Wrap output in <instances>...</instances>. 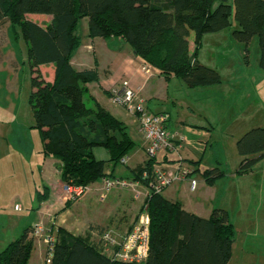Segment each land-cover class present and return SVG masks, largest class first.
Masks as SVG:
<instances>
[{
	"label": "trees",
	"instance_id": "trees-1",
	"mask_svg": "<svg viewBox=\"0 0 264 264\" xmlns=\"http://www.w3.org/2000/svg\"><path fill=\"white\" fill-rule=\"evenodd\" d=\"M28 14L47 15L52 20L42 27L27 20ZM83 19L89 20L90 39L123 41L159 77H177L189 89L222 83L216 69L198 60L205 35L231 30L232 38L245 46L246 64L249 47L257 39L259 68L264 71V0H233V5L230 0H0V25L8 20L13 41H23L27 47L34 90L31 105L41 153L60 162V178L66 185L88 186L105 176L116 177L106 173L107 164L122 165L136 147L122 121L95 101L92 108L85 102L87 85L98 81V74L94 69L77 71L71 63L81 45L78 29ZM191 34L196 45L193 54ZM46 65L54 66L53 83L41 79L39 68ZM98 148L108 152V161L96 158ZM237 149L242 158L238 175H246L264 159V128L245 133ZM157 164L156 158L149 159L128 179L147 185ZM193 164L199 168L198 162ZM202 175L212 185L226 173L216 168ZM162 194L151 195L139 213L147 212L150 218V250L142 264H229L236 231L228 212L214 209L206 219ZM49 195L46 187L37 198L38 207ZM32 232V227L25 229L3 250L0 264H29ZM113 255L86 238L56 229L51 264H129Z\"/></svg>",
	"mask_w": 264,
	"mask_h": 264
},
{
	"label": "rangeland",
	"instance_id": "rangeland-1",
	"mask_svg": "<svg viewBox=\"0 0 264 264\" xmlns=\"http://www.w3.org/2000/svg\"><path fill=\"white\" fill-rule=\"evenodd\" d=\"M230 2L233 5V0ZM46 16L28 14L27 20L38 25L41 23L48 25L52 19L48 17L49 21H45ZM7 24L9 22L5 20L0 25V223L2 221L7 223L10 217L5 214L9 210H11L10 215L17 214L14 213L16 203H20L25 208L38 207L37 198L40 193L45 192L48 181L60 178L56 174V165L60 162L55 158L45 157L41 153V136L39 130L35 128L36 121L31 105L34 90L26 44L21 41L15 46L9 35L10 27H7ZM88 24L89 20L83 19L79 25L78 34L81 37V45L76 59L83 63V68L90 67L97 71L98 81L91 83L89 87L93 97L98 100L103 109L106 108L107 112L119 117L120 121L128 127V133L136 143V147L128 155L130 157L128 165L144 166L149 157L145 149L147 142L139 129L137 130L139 121L134 113L116 103L113 98L114 92L120 90L125 84L135 90V81L132 82L130 75L124 72L114 48H110L108 43L92 41L88 37ZM208 36L212 38L213 35ZM8 40L12 44V52L16 55L13 66L6 62L7 56L4 55L3 58L1 55V51L6 49ZM207 42L208 44L206 41L202 43L198 51V59L200 63L220 73L222 83L220 88L218 87L220 91L218 94L205 95L203 90L189 89L181 79L172 77L169 80L164 78L148 80L147 87L140 91V96L149 105V109L167 114L177 126L181 127L186 136V147L180 152L183 157L182 165L185 168L193 169L195 167L193 163L198 162L199 167L201 166L204 171L219 168L239 177L238 181H230L228 192L223 196L226 198L228 207L230 206V222L236 231L230 264H264V229L257 228L259 216L255 218L256 211L254 212L253 209L257 194L264 192V180L259 181L264 178V159L248 174L238 175L242 158L237 149V142L245 133L253 128H264V71L259 68L258 41L254 39L249 47L250 55L247 65L243 44L234 40L232 45L223 43L218 47L213 44L214 42ZM88 45H93L95 52H92V47ZM3 52L5 54L6 50ZM241 68L244 71H241ZM108 69L114 74L107 73ZM39 70L42 80L48 84L53 83V65H46ZM146 79L147 77H142L137 83H145ZM236 79L239 81L236 82ZM102 84L105 87H102ZM229 98H232V102H229ZM86 103L88 107H92L91 101ZM191 144L200 150L198 161H194L193 156L191 157ZM162 157L163 155L159 154L156 158L157 168L172 170L179 164H176V167L167 168L164 161H161ZM171 158L178 161L177 156ZM112 167L113 165L108 164L106 171L110 172ZM118 167L122 168L121 165ZM203 172L194 173L195 179L204 180L201 174ZM242 176L249 177L242 179ZM218 181L219 179L216 180ZM177 184L168 188L165 195L172 194L174 188L178 187ZM214 184L215 182L212 185ZM216 187L219 189L220 185ZM116 192L118 193L115 194ZM116 192H113L104 203H100L97 196H94L92 206L98 210L107 209L106 212H110L112 210L110 205L114 202L116 195L122 206L114 208L110 218L116 222V225L119 224L118 227L123 232L135 224L143 202L134 199L130 192ZM195 193L183 187L180 193L181 200L186 203L191 201L194 204L197 202L198 197L195 195H198V190ZM223 197L219 194L210 202L216 205ZM239 205L246 206L239 209ZM6 208L7 213H5ZM247 209L250 211L248 214ZM210 216L211 214L206 219ZM42 222L47 225L48 220ZM102 248L107 254L112 252L103 244ZM30 264H44V260L39 257L37 251L33 253Z\"/></svg>",
	"mask_w": 264,
	"mask_h": 264
},
{
	"label": "crops",
	"instance_id": "crops-1",
	"mask_svg": "<svg viewBox=\"0 0 264 264\" xmlns=\"http://www.w3.org/2000/svg\"><path fill=\"white\" fill-rule=\"evenodd\" d=\"M48 17H50V19H52L51 16H46V18H44L45 21H49ZM26 19H27V15H26ZM40 26L45 27L46 25L41 23ZM7 27H9V24H7ZM6 34H7V39H9L8 32H6ZM212 35H213V36H211L212 38H210L208 35L203 36L202 43H204V41H206V44H208L207 41H209L211 43L214 42L213 44H215L218 47L222 46L223 43H227L229 45H232V43H234L233 42L234 40H232L231 30H226V31H223V32H220L217 34H212ZM213 37H216V38L213 39ZM92 41H96V42L100 41L102 43H108L110 48L112 47L116 50L118 62L124 68V72L127 73L126 75H128V76L130 75L129 76L130 80L132 82L135 81L136 87H134V88H135V91H137L139 94H140L141 90L146 89L148 80H153L154 78L158 79V80H162V77L159 78L154 71H152L151 69L146 67L144 64H142L135 57L131 48L127 44H125L123 41L118 40V39H114V38L109 39V40L95 38V39H92ZM14 43L16 46L18 42H14ZM189 43H190V45H189L190 46V54H193V51H195V48H196L195 36L193 34H191L189 37ZM88 46L89 47L91 46L92 49L94 50V51L92 50V52H95V48L93 45H88ZM5 50H6V52L4 54L3 51H5ZM77 54H78V51L75 53V55L73 56L72 61H71L74 69H76L77 71L91 70L90 67L89 68H87V67L83 68V63L76 59ZM1 55L3 58H4V55L7 56L5 58L6 62H8L9 64H11L13 66L12 63L15 62L14 57H16V55H15V52H12V44L10 43V40H8V44L6 45V49H3L1 51ZM259 56H260V54H259ZM201 64L204 65V63H201ZM41 67H44V66H41ZM243 67H245L244 64H243ZM241 71H244V69L241 68ZM107 73L114 74L113 72H111L110 69L107 70ZM142 77H147L146 82L142 83V84L137 83L142 79ZM238 81L239 80L236 79V82H238ZM101 86L105 87L104 84H102ZM220 86H221V84L217 85V86L205 87V88H196V89H201V91L203 90V92H204L203 94H205V95H207V94L213 95V94H218V92H220L218 90L220 88ZM89 87H90V84L87 85V88L89 90V94L85 96V102L91 101L92 107H94V101L100 105L98 100L93 97L94 95L91 93ZM220 94H222V93H220ZM229 102H232V98L230 99ZM147 106L149 108L148 104H147ZM149 111L156 113V114L163 113V112L153 111V109H149ZM111 114H113V113H111ZM113 116L116 117L117 119H119L118 116H116L114 114H113ZM137 127H138L137 130H138L139 124ZM253 129H255V128H253ZM168 130H169L170 134L175 138L177 143L179 142L178 141L179 138H183V142L180 143L181 147L178 148L177 151L171 152V153H161L163 155V157L161 158V161H165L164 162L165 167L171 168V166L176 167V164H178V163L179 164L183 163L182 162L183 157L180 154V152H181V150H183L186 147V145H185L186 136H185L184 132L181 130V127L177 126V124L173 121L172 118H170V121L168 124ZM139 132H140V130H139ZM130 137H131V135H130ZM210 140H211V138H210ZM210 140H209V142H210ZM190 150H191V157L193 156V158L195 159L194 161H198V159L200 158L199 148L198 147L195 148V146L191 144ZM94 154H95L96 158L99 160H102V161H108L109 160V154L104 149H101V148L95 149ZM97 155H98V157H97ZM172 156H177L178 161L176 159H172L171 158ZM128 159H129L128 160V163H129V161H130L129 156H128ZM158 161H160V160H158ZM128 163L121 165L122 168H119L117 166L116 168L112 167L110 172L106 171V170L105 171L107 174L113 173L117 177L131 178L132 177V171L135 170L136 168L140 167V166H139V164L138 165L132 164L131 166H129ZM173 163H175V164H173ZM107 166H108V164H107ZM198 167H199V165H198ZM191 170H192L193 174L196 172H203L204 171V169H201V166L199 168H197L195 166ZM197 170H199V171H197ZM59 171H60L59 170V164H57L56 165V174L59 175V177H60ZM223 172H225V171L223 170ZM227 172H225L226 175L223 178L219 179L218 182L215 181L214 185L207 184L205 179L202 181H198L195 179L194 175L192 174V176L190 177V180L177 184L178 187L174 188L172 194L165 195L166 191L168 189L167 188L163 192L162 195L167 200H169L171 202L180 201L183 205V208L186 211L193 213L195 215H198L200 217H203V218H206L208 215L212 214L213 210L216 208L227 210L228 215H229V219L231 221V214L229 211L230 206L228 207V203L225 200L226 198L223 196L226 195V193L228 192V188L230 187V184H231L230 181H238L240 179H239V177H236L235 175H231ZM244 177L247 178L249 176H242L241 178L245 179ZM191 180L197 181V187L194 191L191 190ZM262 180H264V178L259 179L260 182ZM218 184L220 185L219 189H217V187H216V186H218ZM91 185H92V190H93L91 192V193H93L92 195H87L85 197L83 196L82 198H80L78 200H74V201L71 200L70 201L68 199L69 196H68V193L66 191L67 185L61 181V178H57L56 180L48 181L47 186L50 189L49 198L47 201L41 203V205L39 207H36L33 209L29 208V207L25 208L20 203H16L15 207H14V211H15L14 213H17V214L15 216L10 215L11 210H9V212H8V210L6 208L5 213H7V212L8 213L5 214V216H9L10 218L7 219V223L4 221H2L0 223V253L3 250H5L12 242L16 241L21 236L22 232L25 229L30 228V227H35L37 224L41 223L43 220H48L47 223H49V221L53 220V224L55 225L56 229L61 228V229H64L65 231H67L68 233L72 234L73 236L86 238L89 240V242L92 245H97L98 247H100L103 250H104V248H102V245H101L100 239H99V233H98L99 229L100 230L101 229H112V230L117 231L121 236H124L129 231L130 228L129 229L127 228V230L122 232L118 227L119 224L116 225V222L112 221V218H110L112 211H114V208L122 206V203L120 202L118 197L115 195V198H114L115 200L110 205V206H112L111 207L112 210L110 212H106L107 209L98 210V209L94 208L92 206V202L94 201V196H97V198L99 197V185L97 183H93ZM183 187L185 189L187 187V189H189L192 193H195V192L197 193V190H198V195H195L196 197H198L196 203L193 204L191 201L186 203L185 201L181 200V194L180 193H181V190L183 189ZM219 191H221V192H219ZM218 192H219V194H221V197H223V198L220 199L218 201V203H216V205H214L213 203L210 202V200L216 199L217 195H219ZM117 193L118 192H116L115 194H117ZM208 200H209V204H208ZM255 200H257V201H256V204L254 205V207H253V205H249V207H251V208L253 207L254 212L256 211L255 218L259 216V218L257 220V224H256L257 228L264 229V192L258 193ZM245 206L246 205H239V209H242ZM37 208H39V209L37 210ZM246 211H247V214L250 212V211H248V209ZM95 216H97V217H95ZM4 219H6V218H4ZM106 226H108V227L103 228ZM110 227H113V228H110ZM120 227H122V226H120ZM95 238H96V240H95ZM33 244H34V248H33L30 260H29V264L31 263V258H32L33 253H35L36 251L38 252L39 257L41 259H43L45 262L46 250H45V244H44L43 240L33 238ZM233 247H234V244H233ZM104 252H105V250H104ZM229 264H230V262H229Z\"/></svg>",
	"mask_w": 264,
	"mask_h": 264
},
{
	"label": "built area",
	"instance_id": "built-area-1",
	"mask_svg": "<svg viewBox=\"0 0 264 264\" xmlns=\"http://www.w3.org/2000/svg\"><path fill=\"white\" fill-rule=\"evenodd\" d=\"M114 101L125 107L129 112L134 113L139 121V130L147 142L146 155L149 159L157 158L161 153L175 152L180 148L183 138L177 143L168 130L169 116L164 113L155 114L149 111L147 103L140 94L129 88L126 84L114 92ZM128 157L122 160V165L128 163ZM192 170L179 164L172 170L162 168L154 169L148 184L123 177H103L99 185L100 203L106 202L109 196L116 191L130 192L134 199L144 202L153 194H162L170 186L190 180ZM147 178V176H146ZM197 187V181L191 180V190ZM68 199L78 200L91 193L92 185L75 186L67 185ZM33 228L32 237L43 240L45 244V262L51 264L55 253L56 228L53 220L44 224H37ZM100 243L110 248L114 253L113 257L121 262L129 264H142L148 259L150 250V218L147 212L139 215L132 228L121 236L117 231L106 229L99 235ZM119 249L116 253L114 249Z\"/></svg>",
	"mask_w": 264,
	"mask_h": 264
},
{
	"label": "water",
	"instance_id": "water-1",
	"mask_svg": "<svg viewBox=\"0 0 264 264\" xmlns=\"http://www.w3.org/2000/svg\"><path fill=\"white\" fill-rule=\"evenodd\" d=\"M59 170H60V165H59Z\"/></svg>",
	"mask_w": 264,
	"mask_h": 264
}]
</instances>
